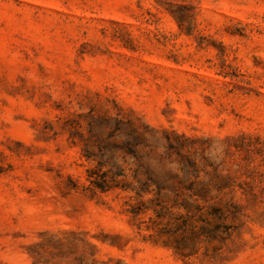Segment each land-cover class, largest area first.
<instances>
[{
	"label": "rangeland",
	"instance_id": "1",
	"mask_svg": "<svg viewBox=\"0 0 264 264\" xmlns=\"http://www.w3.org/2000/svg\"><path fill=\"white\" fill-rule=\"evenodd\" d=\"M0 264H264V0H0Z\"/></svg>",
	"mask_w": 264,
	"mask_h": 264
},
{
	"label": "trees",
	"instance_id": "2",
	"mask_svg": "<svg viewBox=\"0 0 264 264\" xmlns=\"http://www.w3.org/2000/svg\"><path fill=\"white\" fill-rule=\"evenodd\" d=\"M128 128V135L130 140H125L124 148L121 150L122 161L126 165L129 166L131 170V174L128 176L125 173V169L118 166L116 163H111L109 168L107 169V176L105 172H102L100 175L94 173V171H89L90 175L88 181L90 185L98 189L100 191H109L114 188H119L123 191H131L137 198H142L145 195L153 193L155 195V199L158 200L160 196H168V194H173L172 202L170 205L168 204H161L155 203L151 210L154 212L157 218L163 216H174L173 209H182V213L180 214V219L188 221L195 218L198 215V218L201 215L203 209H206V214L208 215H217L220 218L221 215H227L228 212V204L225 203L222 206H219V203L216 202H209L203 194H198V190L195 189L194 184H203L200 181H193L189 182L187 186L183 187V191L178 190L175 187H168L163 186L162 184H158L152 178H148V172L144 170L145 178H140V165H136L135 168H132L133 163H129L127 161L128 158L132 157L133 161H137L136 154L138 145L139 136L137 135V131L135 128L131 127V125H127ZM121 149V148H119ZM180 171L183 175H188V170L181 168ZM95 174V176H93ZM131 177L132 180L135 182V186L131 185V183H127V178ZM150 177V176H149ZM174 178L177 177L176 175L173 176ZM197 175L195 176V178ZM217 192L220 193V188H217ZM217 198V196H215ZM152 200V199H150ZM152 202V201H151ZM206 205H203L201 203ZM218 214L220 216H218ZM137 215V213H135Z\"/></svg>",
	"mask_w": 264,
	"mask_h": 264
}]
</instances>
